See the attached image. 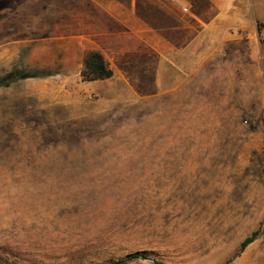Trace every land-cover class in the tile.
Wrapping results in <instances>:
<instances>
[{
  "label": "rangeland",
  "instance_id": "1",
  "mask_svg": "<svg viewBox=\"0 0 264 264\" xmlns=\"http://www.w3.org/2000/svg\"><path fill=\"white\" fill-rule=\"evenodd\" d=\"M27 2L0 0V18ZM259 9L173 45L175 28L126 30L114 77L91 84L75 45L15 23L0 80L32 77L0 87V264H264Z\"/></svg>",
  "mask_w": 264,
  "mask_h": 264
},
{
  "label": "crops",
  "instance_id": "2",
  "mask_svg": "<svg viewBox=\"0 0 264 264\" xmlns=\"http://www.w3.org/2000/svg\"><path fill=\"white\" fill-rule=\"evenodd\" d=\"M27 3L13 5L11 14L0 18V43L11 48L25 43L14 40L18 37L14 32L15 23L23 22L28 29L29 43L37 36L46 35L51 40L75 45L70 53L71 59L79 62L80 75L89 51H100L111 63V47L117 42L132 41L131 32L127 35L126 30L156 26L167 33L175 28L176 35H164L173 38V45L174 38L181 36L182 31L188 40L194 38L190 32L195 29H204L209 38L211 30L246 29L256 23L259 6H264V0H28ZM136 38L135 41L147 47L151 44L146 37ZM6 52L9 55L14 50Z\"/></svg>",
  "mask_w": 264,
  "mask_h": 264
},
{
  "label": "trees",
  "instance_id": "3",
  "mask_svg": "<svg viewBox=\"0 0 264 264\" xmlns=\"http://www.w3.org/2000/svg\"><path fill=\"white\" fill-rule=\"evenodd\" d=\"M10 77H6L0 80V87H8L14 81L32 77L31 75L22 74L20 71H15ZM115 75L114 70L111 68L110 63L105 56L97 50L89 51L86 53L83 60V67L81 71V80L84 83H96L111 80ZM33 77H35L33 75ZM260 232H254L249 238H247L241 245V251L244 252L250 245H252L259 237ZM143 255H136L135 259H144ZM119 264V263H115ZM159 264V263H157Z\"/></svg>",
  "mask_w": 264,
  "mask_h": 264
}]
</instances>
